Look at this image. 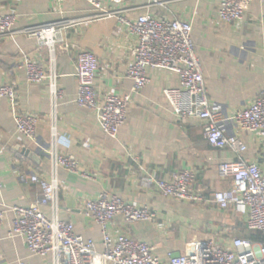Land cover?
Returning <instances> with one entry per match:
<instances>
[{"label":"crops","instance_id":"1","mask_svg":"<svg viewBox=\"0 0 264 264\" xmlns=\"http://www.w3.org/2000/svg\"><path fill=\"white\" fill-rule=\"evenodd\" d=\"M106 9L126 10V18L150 13L188 22L192 42L201 62L209 108L223 117L221 127L246 146L244 161H257L262 154L258 137L240 131L229 118L250 105L264 89V3L252 2L243 9L242 21L227 24L219 19V0H181L163 8H145L147 0H99ZM13 14L18 30L48 23L71 21L63 30V42L55 51L58 85L65 97L58 109L56 143L60 155H71L79 166L78 174L57 168L59 180L56 217L74 226L75 233L91 240L95 253L84 255L85 264H108L101 258L102 235L99 226L84 215L85 204L101 193L116 195L135 207L146 206L155 214L153 222L126 223L115 217L108 225L111 236L125 235L147 243L161 261L173 255H185L195 243L214 239L228 243L233 237L245 238L244 219L234 207L221 210L213 203L189 204L167 198L148 185L146 176L170 180L181 170H192L196 188L207 196L233 188L230 178L218 173L221 163L238 157L227 149H212L203 139L205 123L198 119H177L163 97V90L178 87L175 74L148 70V85L139 94L125 78L131 63L129 50L134 37L116 19H89L92 7L71 0H0V15ZM68 46L66 51L60 46ZM80 52L92 53L98 62L94 90L99 99L106 94L129 95L125 125L118 138L111 139L102 130L97 113L75 103L76 58ZM24 57L43 68L49 65V52L33 38L18 34L7 39L0 49V87H14L20 114L38 118L37 141L44 151L53 146L48 121V84L29 83L18 69ZM53 169L50 158L36 144L27 143L16 132L5 101L0 100V264H52L50 255H32L23 237L10 233L12 214L8 207H28L40 195L31 177L49 179ZM50 218L53 210L43 209ZM229 233V235H228Z\"/></svg>","mask_w":264,"mask_h":264},{"label":"built area","instance_id":"2","mask_svg":"<svg viewBox=\"0 0 264 264\" xmlns=\"http://www.w3.org/2000/svg\"><path fill=\"white\" fill-rule=\"evenodd\" d=\"M67 2L71 0H57ZM89 4L94 14L89 19H116L127 33L134 37V45L129 50L131 63L125 78L132 83V91L139 94L148 85L147 71L163 70L178 78V87L163 90V97L177 119H198L205 123L203 139L216 150L227 149L237 155L232 163H221L218 173L222 178H230L233 188L228 191L205 195L196 188L197 176L192 170L175 172L170 180L146 176L148 185L167 198L189 204L217 205L221 210L234 207L244 219L248 232H255L264 238V89L247 107L233 113L229 120L240 131L258 137L262 154L257 161L247 162L241 158L246 151L245 144L235 135L227 134L221 127L223 117L209 108L203 70L192 42V26L188 22L166 17H155L150 13L138 15L134 20L123 16L126 10L106 9L99 0H77ZM181 0H147L145 8H163L167 4ZM252 2L264 0H219V19L227 24H238L243 18V9ZM71 21L48 23L37 27L18 30L13 14L0 15V49L11 37L24 34L33 38L49 52V65L45 69L28 57L18 64L26 79L32 84L46 82L48 85L49 115L53 146L44 151L37 141L38 118L32 114H20L14 87H0V100L5 101L11 111L16 132L27 143L37 148L51 160L53 169L49 179L34 175L31 183L38 186L40 195L28 207H8L13 216L10 233L21 236L26 241L27 250L34 256L50 255L52 264H85L84 255L95 253L91 240H84L75 233L69 222L56 217L58 209L57 193L59 180L56 169L61 168L71 174L79 173L78 162L71 155H60L55 148L57 139L58 109L65 97L58 85L55 67V51L63 42L60 34L69 27ZM66 51L67 45L60 46ZM98 68L96 57L90 52H80L76 58L75 78L77 93L75 103L82 108L93 110L101 123L102 130L111 139H117L125 125L130 105L129 95L118 97L106 94L99 99L94 90ZM3 185L0 181V193ZM50 207L53 215L47 218L43 209ZM84 215L93 220L102 235L101 258L108 264H264V244L248 238L230 237L228 243L208 239L193 244L188 253L161 261L153 254V249L145 242L125 235L111 236L108 225L115 217L126 223L153 222L155 214L148 207H135L116 195L101 193L85 204ZM3 212L0 213V222Z\"/></svg>","mask_w":264,"mask_h":264},{"label":"trees","instance_id":"3","mask_svg":"<svg viewBox=\"0 0 264 264\" xmlns=\"http://www.w3.org/2000/svg\"><path fill=\"white\" fill-rule=\"evenodd\" d=\"M244 228H245V226H244ZM244 232H246L245 238H248V239H251L255 242H260V243L264 244V238L259 233L248 232L246 229H244Z\"/></svg>","mask_w":264,"mask_h":264},{"label":"clouds","instance_id":"4","mask_svg":"<svg viewBox=\"0 0 264 264\" xmlns=\"http://www.w3.org/2000/svg\"><path fill=\"white\" fill-rule=\"evenodd\" d=\"M55 143L62 146V147H66L69 144V141L65 137H59V138L55 139Z\"/></svg>","mask_w":264,"mask_h":264},{"label":"rangeland","instance_id":"5","mask_svg":"<svg viewBox=\"0 0 264 264\" xmlns=\"http://www.w3.org/2000/svg\"><path fill=\"white\" fill-rule=\"evenodd\" d=\"M229 233H230V236H231V237H233L231 234H233V233H234V231H233V230H232V231L230 230V232H229ZM229 233H228V235H229ZM244 235H246V234H244Z\"/></svg>","mask_w":264,"mask_h":264},{"label":"water","instance_id":"6","mask_svg":"<svg viewBox=\"0 0 264 264\" xmlns=\"http://www.w3.org/2000/svg\"><path fill=\"white\" fill-rule=\"evenodd\" d=\"M176 256H179L178 254H176V255H173L172 257H176Z\"/></svg>","mask_w":264,"mask_h":264}]
</instances>
